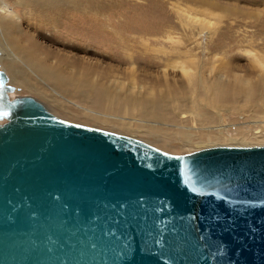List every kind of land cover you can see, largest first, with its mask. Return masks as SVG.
<instances>
[{"label": "water", "instance_id": "water-1", "mask_svg": "<svg viewBox=\"0 0 264 264\" xmlns=\"http://www.w3.org/2000/svg\"><path fill=\"white\" fill-rule=\"evenodd\" d=\"M0 119V264H264V144L172 152L30 94Z\"/></svg>", "mask_w": 264, "mask_h": 264}, {"label": "rangeland", "instance_id": "rangeland-1", "mask_svg": "<svg viewBox=\"0 0 264 264\" xmlns=\"http://www.w3.org/2000/svg\"><path fill=\"white\" fill-rule=\"evenodd\" d=\"M1 2L13 14L1 12L0 19L14 20L17 27L0 22V53L14 50V36L22 45L32 37L41 57L79 84L77 90L58 87L20 62L30 87L15 83L11 96L33 95L64 118L172 152L264 144V0H93L95 15L102 16H95L90 32L80 37L64 30L66 24L57 26L51 11L25 0ZM180 63L191 68L190 74ZM7 68L0 61L10 77ZM241 80L248 85L240 86ZM218 83L240 91L233 99H220L211 90ZM100 90L109 108L95 104ZM154 112L160 119L151 118Z\"/></svg>", "mask_w": 264, "mask_h": 264}, {"label": "bare ground", "instance_id": "bare-ground-1", "mask_svg": "<svg viewBox=\"0 0 264 264\" xmlns=\"http://www.w3.org/2000/svg\"><path fill=\"white\" fill-rule=\"evenodd\" d=\"M25 3L37 8L38 10L39 9H46L48 11H51L52 12L51 14H53L52 15L53 16L52 21L57 26H63V24H66L67 27H64V30L68 31L71 29L70 34L72 36H75V37H80L83 34L85 35V33L90 32L89 31L90 25H91V22L94 21L93 19L95 18V16H97L99 18H101V16H102V14L99 13V11L97 12V15H95L96 13L94 10L95 8H94L93 0H25ZM1 12H5L8 15L13 14L11 8L5 2L0 3V13ZM39 12L40 11H38V14H39ZM1 21H2V25H3V22H5L8 25L11 24V26L17 27L14 20H11V19L6 20L5 18H3L2 20L0 19V22ZM95 23H97V22H95ZM79 28L85 30L86 32L79 31L78 30ZM3 30H5V29H3ZM7 31H9V30L7 29ZM107 32H109V31H107ZM10 33H11V31H10ZM115 33L120 35V26L117 25ZM33 35H35V34H33ZM14 37L11 38L12 39L11 42L13 44L14 50L12 52L7 51V50H6V52L1 51V53H0L1 54L0 55V61L3 64H5L6 66H8L7 70H8V73H10V77H9V75L6 73V70L2 69L5 72V74L7 75V79L3 80V84H2L3 86L0 85V97L3 95L4 92L7 93L9 98L13 97V96H11V94L16 92V89H17V87L15 86V83H19V84H22L24 86L30 87L29 86V83H30L29 74L27 73L25 68L21 64H19L20 62L24 63V65H26V67H28V69L31 70V72L33 74H35L36 76L42 77L44 80L45 79L50 80L51 82H53L58 87L68 86L69 89H71V90H77L78 89L79 84L75 83L74 78H73L74 82L72 80H69V79L68 80L64 79L60 75L61 74L60 70H58V68H55V66L50 65V63H49L50 61L48 62L49 59L41 57V53L39 51L41 48L40 44H37L35 42V40L32 39V37H31V39L28 37L29 38L28 39L29 40L28 45H25V44L22 45V43L19 44V40L17 38H14ZM25 40H27V39H25ZM115 40L118 42L120 40V38L115 37ZM17 50L19 51V53H21L20 56H18L16 54L15 51H17ZM249 52H251V51H249ZM179 65L183 70H185L186 72H189L188 74H190V72H191L190 67H187V65H185L184 63H180ZM76 80H77V78H76ZM0 81H2V80L0 79ZM86 83H87V81H86ZM8 84L11 86H14V88L13 89L6 88L5 90H3L4 85H8ZM239 84H240V86L245 87V85H248V82H246L245 80H241V81H239ZM81 85H83V84L81 83ZM88 86L89 85L87 84V87ZM240 86H238V88L237 87H228V86H224V85L218 83V84L214 85L211 88V90H212V92L213 91L219 92L220 93V95H219L220 99L229 100V99H233L236 96V94L240 91ZM241 90H242V88H241ZM94 102L99 108H107V107L109 108V106H110V104L106 101L104 92L101 90L95 96ZM146 115H150V114L146 113ZM150 116L153 119H160V115H158L155 112L153 114H151ZM0 121H2V119H0ZM154 131H156V129L155 130L154 129L149 130V132L151 134H154ZM165 143H169V142H165Z\"/></svg>", "mask_w": 264, "mask_h": 264}]
</instances>
